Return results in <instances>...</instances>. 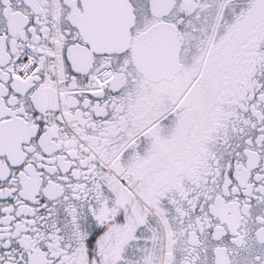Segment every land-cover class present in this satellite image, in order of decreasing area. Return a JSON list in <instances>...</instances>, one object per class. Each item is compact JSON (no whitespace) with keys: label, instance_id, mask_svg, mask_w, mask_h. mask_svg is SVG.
<instances>
[{"label":"snow or ice","instance_id":"6c2138e0","mask_svg":"<svg viewBox=\"0 0 264 264\" xmlns=\"http://www.w3.org/2000/svg\"><path fill=\"white\" fill-rule=\"evenodd\" d=\"M0 264H264V0H0Z\"/></svg>","mask_w":264,"mask_h":264}]
</instances>
